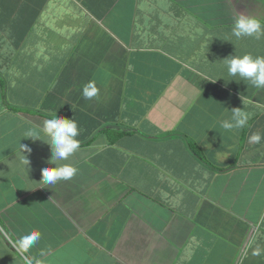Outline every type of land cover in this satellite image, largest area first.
I'll return each instance as SVG.
<instances>
[{"label": "crops", "instance_id": "crops-1", "mask_svg": "<svg viewBox=\"0 0 264 264\" xmlns=\"http://www.w3.org/2000/svg\"><path fill=\"white\" fill-rule=\"evenodd\" d=\"M238 14L264 25V0H0V264H264V88L222 67L264 37H233ZM55 115L80 147L48 185Z\"/></svg>", "mask_w": 264, "mask_h": 264}, {"label": "clouds", "instance_id": "clouds-1", "mask_svg": "<svg viewBox=\"0 0 264 264\" xmlns=\"http://www.w3.org/2000/svg\"><path fill=\"white\" fill-rule=\"evenodd\" d=\"M231 35L237 40L244 37H254L259 40L264 37V25L261 21L254 17L244 14H238L232 21ZM223 70L229 77H238L243 81H247L253 87L264 88V56H253L250 53L243 55L228 56L222 60ZM98 94V89L94 81H89L82 88V96L86 100H90ZM248 123L246 113L239 108L231 110L228 119L222 120L220 126L227 131L233 129L244 128ZM42 132L47 138V144L50 146L51 157L48 163L55 165L54 167L42 168V179L44 184L55 185L58 181L69 180L77 172V169L71 164L62 163L67 161L80 147V142L76 137L79 135L77 123L73 119H65L53 116L45 119L42 126ZM27 135L33 140H40L36 132H28ZM249 143L259 144L264 137L260 132H254L249 136ZM20 151L30 152L31 149L24 145H20ZM21 164L29 165V160L24 155L21 158ZM41 239V233L32 229L20 235L13 242V248L20 254H26ZM264 249L259 246L253 251V255L259 256ZM26 264H38V261L25 255Z\"/></svg>", "mask_w": 264, "mask_h": 264}, {"label": "trees", "instance_id": "trees-1", "mask_svg": "<svg viewBox=\"0 0 264 264\" xmlns=\"http://www.w3.org/2000/svg\"><path fill=\"white\" fill-rule=\"evenodd\" d=\"M191 149H192V152H193V153L198 152V154L202 155V151H201L200 148L197 147L196 145H195V146L192 145V146H191ZM200 155H199V156H200Z\"/></svg>", "mask_w": 264, "mask_h": 264}, {"label": "rangeland", "instance_id": "rangeland-1", "mask_svg": "<svg viewBox=\"0 0 264 264\" xmlns=\"http://www.w3.org/2000/svg\"><path fill=\"white\" fill-rule=\"evenodd\" d=\"M218 37H219V35H218Z\"/></svg>", "mask_w": 264, "mask_h": 264}]
</instances>
